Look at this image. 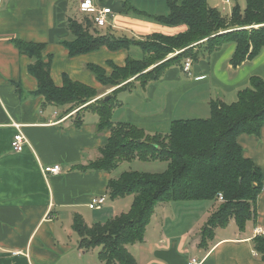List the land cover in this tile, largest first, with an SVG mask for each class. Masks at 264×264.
Masks as SVG:
<instances>
[{
  "label": "crops",
  "instance_id": "obj_1",
  "mask_svg": "<svg viewBox=\"0 0 264 264\" xmlns=\"http://www.w3.org/2000/svg\"><path fill=\"white\" fill-rule=\"evenodd\" d=\"M92 1L98 9H110L105 28L116 37L145 41L153 34L174 36L186 30L184 26L169 28L154 21L153 17L168 15L167 0ZM205 1L227 15L234 7L230 0ZM225 1L227 5H223ZM235 1L243 10L240 0ZM80 2L0 0V264H105L98 258L99 247L88 251L78 248L73 217L80 215L88 226L103 224L127 212L133 200L131 195L109 198L107 184L116 178L111 173L78 169L99 157L109 133L97 132L95 114L90 118V112L82 113V125L75 127V112L60 116V109L32 97L36 82L27 72L30 59L20 55L11 42L20 39L44 44V56L52 57L51 77L56 86L66 74L72 81L97 90V99L110 96L114 89L100 92L101 86L93 81L85 65L105 67L111 61L121 67L130 49L111 52L103 48L68 57L61 43L74 38L66 23L74 14L92 17L79 11ZM234 48V44L226 43L211 54H200L202 48H194L197 58L189 59L188 72L183 71L184 61L172 64L158 81L146 84L150 89L147 101L158 103L149 116L137 115L135 107L127 108L126 116L118 114L115 123L126 122L149 135H165L175 116L204 117L210 114L211 102L234 103L251 77L264 79V49L254 60L234 68L230 63ZM122 109L123 103L117 101L112 118ZM16 125L28 142L21 153L11 148ZM237 142L244 157L262 174L263 189L251 225L239 231L231 219L227 226L234 222L236 232L217 236V231L227 226L216 229L212 240L200 247V229L219 202H210L211 206L204 209L197 206L202 201L161 203L153 210L143 240L126 246L136 264H188L191 258L201 264H264L252 246L254 229L264 228V125L258 137L240 135ZM51 166H58L59 174L42 173L43 168ZM94 197H105V205L90 210L88 203ZM167 209L171 212L166 215Z\"/></svg>",
  "mask_w": 264,
  "mask_h": 264
},
{
  "label": "trees",
  "instance_id": "obj_2",
  "mask_svg": "<svg viewBox=\"0 0 264 264\" xmlns=\"http://www.w3.org/2000/svg\"><path fill=\"white\" fill-rule=\"evenodd\" d=\"M167 7L168 15L153 17L154 21L169 28L184 26V32L174 36L153 34L139 41L100 33L91 16L66 23L74 38L61 43L68 57L103 48L111 52L128 51L131 46L141 50L142 59L127 57L121 67L111 61L105 67L85 65L103 90L114 89L107 100L97 99V90L72 81L66 74L61 76V85L56 86L51 77L52 57L44 56V44L11 41L20 55L30 59L27 72L36 82L32 97L42 98L44 105L60 109V116L75 112V127L82 125V113L92 112L98 118L97 132L109 133L99 157L78 169L111 173L121 161L166 163L160 174L125 172L109 180L107 191L111 200L133 197L127 212L91 226L80 215H74L72 230L79 237L78 248L88 251L99 247L98 258L105 264H136L126 246L143 240L157 204L218 203L221 195L224 202L218 203L200 229L199 246L204 247L212 240L215 230L225 228L231 219L239 231H244L256 218L255 203L263 189L261 171L244 157L237 142L240 135L258 137L264 125V79L260 77H251L249 86L237 93L234 103L211 102L207 119L174 120L165 135H149L134 125L112 121L117 92L127 89L134 81L141 85L158 81L168 66L195 60L194 48L201 47L211 54L223 44L232 43L235 48L230 63L234 68L254 60L264 49V0H245L243 10L235 4L229 15L210 7L205 0H167ZM181 50L184 51L162 62L168 54ZM252 246L264 262V237H254Z\"/></svg>",
  "mask_w": 264,
  "mask_h": 264
},
{
  "label": "rangeland",
  "instance_id": "obj_3",
  "mask_svg": "<svg viewBox=\"0 0 264 264\" xmlns=\"http://www.w3.org/2000/svg\"><path fill=\"white\" fill-rule=\"evenodd\" d=\"M230 2L233 5L236 4V1L235 0H233V1L230 0ZM244 2H245V0H240V6H241V8L242 7H245V3ZM71 18H73V19L75 18L78 21H80L83 17H82V15L74 14L73 16H71ZM106 28L105 27L104 28H101L99 30V32L100 33H105L107 31ZM223 45L221 47H223ZM182 51H184V50L174 51V52L168 54L163 59L162 62H165V59L170 60V59L174 58L176 55H178ZM200 54H204V50L203 49L200 50ZM129 57L131 59H140L142 57V52H141V50L139 48L131 46L130 47V52H129ZM162 62H160L159 64H161ZM157 65L158 64L149 67L146 70V72L150 71L151 69H153ZM146 72H144V73H146ZM91 76L93 78V81L97 85H99L97 83V81L95 80L94 76L93 75H91ZM246 88H243V89H246ZM99 91L102 92L103 91V88L101 87V89ZM149 95H150L149 85H140L139 82H134L127 89L117 92L114 95V101L116 100V102L117 101L118 102H122L123 103V108H125V109H122L121 111H118L117 114L112 118V121L115 122L116 119L119 118V117H117L118 114H120V117H125L126 116V113H127L126 111L128 110L127 108H132V107H135L136 108V114L137 115L144 116V117L149 116V114L154 110V108L155 107H158V103H155L154 104L152 102V104H151L150 101H147V100H149ZM87 115L90 116V118H93V113L90 112ZM175 117H176L175 118L176 120H178V119H182V120H188V119H207L209 117V114H207V116H204V117H201V116H187V115H181V116H175ZM161 129H165V128H162L161 127ZM165 169H166V163L165 162H158V161H155V162H147V161H139V160L135 159V160H132V161H121V162H119L117 168L115 170H113L111 172V174L114 177L118 178L122 173H125V172H138V173L160 174V173H163ZM160 205H162V204L155 205L154 209L157 208V206H160ZM197 206H199L200 209H204V208L210 207L211 206V203L208 202V201H202V205H197ZM170 212H171V210L170 209H167V212L165 214L167 215ZM231 222H233V221H231ZM248 225H251V223H249ZM217 232H218L217 233L218 234L217 236H219L220 234H229L231 232H236V227L234 225V222L232 224H230L229 226H227L225 229H221V230H219Z\"/></svg>",
  "mask_w": 264,
  "mask_h": 264
},
{
  "label": "built area",
  "instance_id": "obj_4",
  "mask_svg": "<svg viewBox=\"0 0 264 264\" xmlns=\"http://www.w3.org/2000/svg\"><path fill=\"white\" fill-rule=\"evenodd\" d=\"M228 1L223 2V5H227ZM79 11L85 14L92 15L93 24L97 28H102L107 25L106 17L111 13L110 9L102 8L98 9L92 0H81L79 3ZM190 67V60L187 59L183 65V71L188 72ZM17 129V133L13 136L11 141V148L14 153H21L24 147L28 144L24 135L20 132L19 126H15ZM60 168L58 166L45 167L42 169L43 174H59ZM217 201L219 203H223L224 199L221 195H218ZM106 199L105 197H94L88 203V208L90 210H98L105 205ZM264 237V228H256L254 229V237ZM188 264H201L197 258H191Z\"/></svg>",
  "mask_w": 264,
  "mask_h": 264
},
{
  "label": "water",
  "instance_id": "obj_5",
  "mask_svg": "<svg viewBox=\"0 0 264 264\" xmlns=\"http://www.w3.org/2000/svg\"><path fill=\"white\" fill-rule=\"evenodd\" d=\"M109 98H110V96H106L104 99L107 100V99H109Z\"/></svg>",
  "mask_w": 264,
  "mask_h": 264
}]
</instances>
